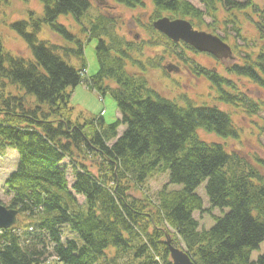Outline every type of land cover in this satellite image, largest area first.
Here are the masks:
<instances>
[{
	"label": "trees",
	"instance_id": "obj_1",
	"mask_svg": "<svg viewBox=\"0 0 264 264\" xmlns=\"http://www.w3.org/2000/svg\"><path fill=\"white\" fill-rule=\"evenodd\" d=\"M37 1L41 13L27 10L28 21L10 25L31 57L7 51L0 38V156L8 148L18 155L16 170L4 181L10 199L0 201L18 211V220L0 231V264H41L50 258L54 264H172L167 236L195 264H264V253L251 260L264 240V175L237 152L198 136L202 130L236 137L230 115L216 106H180L153 90L141 73L127 70L128 63L144 71L159 67L165 56L180 57L177 44L152 28L162 15L200 22L210 17L214 25L207 26L215 32L218 24L235 26L236 11L250 7L264 39V9L251 0H199L204 12L186 0H114L127 8H151L142 25L149 38L129 40L110 14L98 10L86 18L91 0ZM222 11L228 15L224 21ZM62 15L84 21V42L58 22ZM45 24L59 42L39 39ZM92 40L99 68L85 81L84 47ZM156 46H163L160 54L148 58L145 50ZM231 69L264 91V51ZM203 74L218 87L225 82ZM82 82L109 92L120 118L109 125L102 117L72 122L71 89ZM221 99L236 107L244 100L224 91ZM243 107L264 121V102ZM120 126L125 127L121 134ZM64 160L74 174L70 186ZM155 173H168V182L153 197L131 195L143 191ZM202 183L210 208L228 209L209 229L194 218L203 210L196 193ZM65 231L70 237L63 239Z\"/></svg>",
	"mask_w": 264,
	"mask_h": 264
},
{
	"label": "rangeland",
	"instance_id": "obj_2",
	"mask_svg": "<svg viewBox=\"0 0 264 264\" xmlns=\"http://www.w3.org/2000/svg\"><path fill=\"white\" fill-rule=\"evenodd\" d=\"M195 8L204 12L203 4L199 0H186ZM244 2L245 0H235ZM255 5L264 9V0H251ZM92 7L87 12L86 18L94 17L99 11L108 13L116 20H119V33L129 40L149 38V32L146 31L149 22L150 7L127 8L120 5L114 0H91ZM149 5V4H148ZM103 7V8H102ZM27 10H34L41 13V5L37 0H0V38L5 49L15 55L31 57V52L23 38L17 34L10 26L14 21L24 19L28 21ZM107 11V12H104ZM227 14L222 11L219 14L221 21L227 19ZM237 19L234 24L228 23L223 26L216 25V31L207 25H214L210 17L204 16L200 21L191 20L190 18L175 17L172 15H162L170 20L184 19L188 21L194 30L203 31L221 37L224 42L232 49V59L223 58L216 59L212 55L200 53L187 47L183 43H177L176 52L180 57L175 55L172 57L165 56L160 62L159 67L147 66L144 71L138 67L127 64V70L131 73H141L147 80L149 86L165 99L175 102L180 106H185L190 102L194 106H216L218 109L227 112L234 124L236 137L221 138L214 133H208L202 130L198 131L201 140L212 143L222 144L225 149L230 152H237L243 156L250 165L255 166L261 174L264 175V121L261 116L247 115L243 111L246 109L243 105L248 101L264 102V91L256 84L245 77H239L232 71L235 64H244L249 61H255L259 53L264 51V39L256 30L255 22L259 21L256 13L250 7L246 11L237 12ZM58 22L65 25L67 29L77 36L83 42L86 40V34L83 32L82 24L72 15L60 16ZM199 24V25H198ZM235 28V29H234ZM39 39L59 42L57 36L50 32V28L45 24ZM87 42V41H86ZM96 40L87 42L84 47V55L87 63L86 81L89 77L94 76L99 68L96 56ZM149 49V48H148ZM155 50H145V55L152 58L160 54L163 46L154 47ZM147 51V52H146ZM70 63L76 65L75 59H70ZM175 65L179 71L174 70L168 72L164 67L167 65ZM208 73L210 77L216 75L218 79L225 82L218 87L213 81L204 76ZM105 84L114 87L115 84L111 80H106ZM222 91L237 95L243 98V102H239L240 106L235 104L224 103L221 99ZM72 109V122L83 123L85 120L95 117H102L106 125L114 123L120 118L117 104L109 92H100L91 89L86 82L78 84L71 89V96L68 103ZM125 127H119V134L124 131ZM259 159V161L257 160ZM91 162V160L89 161ZM18 164V155L15 150L8 148L4 155L0 156V201L8 203L9 197L6 196L4 181L16 170ZM89 164V163H88ZM64 169L67 174L69 186L73 182V171L68 160L63 162ZM96 173V168H91ZM168 182V173H155L145 181V189L140 192H132L134 197L141 196L142 192H146L153 197ZM181 186L170 185L169 189H180ZM146 190V191H145ZM196 193L203 200V210L194 213V218L198 221L201 229H209L215 222L214 218L221 217L228 209L222 211L218 208H210L208 198L202 183L196 190ZM79 204H83L82 196L75 195ZM70 237L65 231L63 239ZM264 253V240L259 247L251 252V260L255 261L259 255ZM41 264H54L53 258L48 262Z\"/></svg>",
	"mask_w": 264,
	"mask_h": 264
},
{
	"label": "water",
	"instance_id": "obj_3",
	"mask_svg": "<svg viewBox=\"0 0 264 264\" xmlns=\"http://www.w3.org/2000/svg\"><path fill=\"white\" fill-rule=\"evenodd\" d=\"M152 26L173 42H183L194 50L210 54L217 59H232L231 47L222 38L211 33L194 30L192 25L184 19L170 20L167 17H162L155 20ZM165 70L178 72L179 69L169 64L165 66ZM17 217V210L8 209L0 204V229H8L14 226ZM165 245L172 264H195L186 251L172 244V240L168 236Z\"/></svg>",
	"mask_w": 264,
	"mask_h": 264
}]
</instances>
